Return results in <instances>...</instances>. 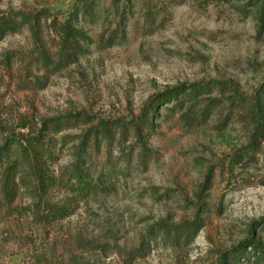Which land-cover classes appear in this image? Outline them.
I'll use <instances>...</instances> for the list:
<instances>
[{"label":"rangeland","instance_id":"1","mask_svg":"<svg viewBox=\"0 0 264 264\" xmlns=\"http://www.w3.org/2000/svg\"><path fill=\"white\" fill-rule=\"evenodd\" d=\"M76 1L0 0V14L48 9L62 19ZM121 5L118 31L125 35L110 41L112 0H91L80 27L93 43L50 75L36 72L26 28L0 41V148L44 119L81 115L53 137L65 143L45 174L67 175L78 159L107 187L74 202L68 188L40 187L25 169L12 203L0 189V264H219L251 232L264 241V0ZM43 37L54 51V30L46 27ZM183 83L211 86L205 97L215 106L207 117L200 108L187 114L189 99L184 117L156 99ZM154 99L153 127L142 134L147 165L137 144L130 149L132 137L110 151L85 146L89 119L133 120ZM38 202L68 204L73 212L51 221L33 208ZM196 217L203 228L187 241L163 233ZM248 252L230 263L263 264Z\"/></svg>","mask_w":264,"mask_h":264},{"label":"trees","instance_id":"2","mask_svg":"<svg viewBox=\"0 0 264 264\" xmlns=\"http://www.w3.org/2000/svg\"><path fill=\"white\" fill-rule=\"evenodd\" d=\"M122 1L112 0V4L115 7L114 21L117 26L108 37V39L111 37L110 41L118 33H121V36L125 35V33L118 31V27L124 21L126 15V10L121 5ZM90 2L91 0H77L72 9L62 19L56 15H50V17L48 9H41L34 14H0V41L8 34L17 33L21 29L26 28L32 40L31 57H34L33 64L36 72L42 75L56 73L76 61L77 57L83 53L82 45L87 46L93 43L92 38L80 27L81 24L88 20ZM147 13L150 15L149 10H147ZM46 27L54 30V36L58 41L54 51L48 49L43 41ZM31 62L29 66H31ZM218 86L220 90H225V84L218 83ZM211 92L212 88L207 84L183 83L164 91L156 99H158V102L171 104V106H166L165 110L172 115H179L186 99H189L188 103L190 102L191 106L186 113L191 114V112H194L196 114L200 108L202 114L204 113L207 117L210 114L209 109L215 106L209 105L211 99L205 97L209 96ZM156 99L150 101L144 114L133 120L120 118L89 119L87 122H91L92 125L85 131L83 137V142L86 143L85 146L89 144L97 148L104 146L110 151L115 143H125L132 137L134 138V143H131L130 149L134 150V146L137 144L140 149L139 158H141L142 165H147L151 151L143 143L142 134L143 131L151 130L153 127L150 120L155 108L159 105L156 103ZM205 101L208 103L204 104ZM186 113L180 115L184 117ZM80 116H58L44 119L40 122L39 128L35 130L23 125L22 128H29L26 134L12 135L5 140L4 145L0 148V189L6 203L10 204L15 200L16 187L21 180L20 177L26 171L25 169L28 171V176L32 177L40 187L48 189L56 187L68 188L71 191L72 201L74 202L80 201L89 195L106 191L107 187H104L99 176L94 177L89 172L88 167H85V163L82 160L76 159L67 175L63 173L59 177H50L45 174L47 164L56 163L58 160L55 153L57 145L60 144L62 146L65 143L64 136H61L58 140L53 137L59 136L70 122L78 121ZM101 175L100 171V178ZM33 208L39 213L45 212L46 218L51 221L63 220L73 212V207L68 204L41 205L38 202ZM201 228H203V221L196 217L192 221L176 227H164L163 233L166 236H171L176 241L182 238L187 241L189 238L194 237ZM247 248L249 252L245 253L246 255L253 254L255 260L260 257L264 264V241L261 242L256 238L253 232L250 233L248 239H245L236 247L223 252L219 256V264H231L230 259L245 252Z\"/></svg>","mask_w":264,"mask_h":264}]
</instances>
